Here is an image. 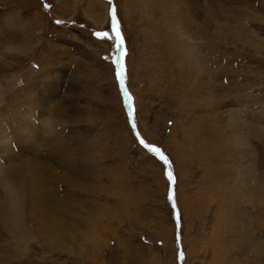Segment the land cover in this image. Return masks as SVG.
<instances>
[{
  "label": "rangeland",
  "instance_id": "1",
  "mask_svg": "<svg viewBox=\"0 0 264 264\" xmlns=\"http://www.w3.org/2000/svg\"><path fill=\"white\" fill-rule=\"evenodd\" d=\"M0 264H264V0H0Z\"/></svg>",
  "mask_w": 264,
  "mask_h": 264
},
{
  "label": "snow or ice",
  "instance_id": "2",
  "mask_svg": "<svg viewBox=\"0 0 264 264\" xmlns=\"http://www.w3.org/2000/svg\"><path fill=\"white\" fill-rule=\"evenodd\" d=\"M113 19H115V17L113 16ZM113 31L115 33V41H116V45H117V49L118 50H121L122 47H123V37L121 36L120 34V31H119V28L116 27V25L114 24L113 25ZM117 64V78L118 80L120 81V84H121V87H122V90H123V84H124V66L122 63H120V61H116L115 62ZM140 143L145 146L146 148H148L149 151H152L158 155H160L161 159H164L163 155L159 153V150L158 149H155V148H149L148 145H146L144 143L143 140L140 141ZM165 163H167L166 159H165ZM169 180L172 181V176H171V173H169V176H168ZM171 199V197H170Z\"/></svg>",
  "mask_w": 264,
  "mask_h": 264
},
{
  "label": "bare ground",
  "instance_id": "3",
  "mask_svg": "<svg viewBox=\"0 0 264 264\" xmlns=\"http://www.w3.org/2000/svg\"><path fill=\"white\" fill-rule=\"evenodd\" d=\"M9 192H10V194H9V199L11 200V204H14V205H16L15 204V202H16V199H17V191H14V189L13 188H9Z\"/></svg>",
  "mask_w": 264,
  "mask_h": 264
}]
</instances>
